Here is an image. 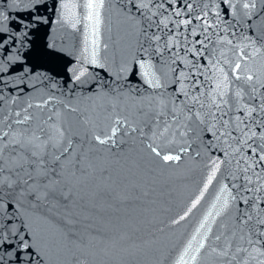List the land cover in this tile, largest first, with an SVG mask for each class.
Listing matches in <instances>:
<instances>
[{
	"label": "water",
	"instance_id": "obj_1",
	"mask_svg": "<svg viewBox=\"0 0 264 264\" xmlns=\"http://www.w3.org/2000/svg\"><path fill=\"white\" fill-rule=\"evenodd\" d=\"M163 17L167 27L157 26ZM187 19L193 21L187 27L175 23ZM205 20L212 25L206 33ZM154 34L159 41L149 39ZM8 36L0 48L5 160L19 161L31 152L37 153L32 159H48L60 173V190L70 194L73 230L107 238L103 248L53 252L51 264H75L74 256L82 264H236L230 257L243 243L236 218L246 207L240 197L253 195L241 185L254 189L264 178L247 184L239 169L250 149L231 141L229 148L201 132L185 119L186 105L216 111L213 99L225 101L221 110L241 117L245 132L250 127L257 133L249 143L264 144V123L256 122L264 121V0H0V37ZM205 36L202 56L187 51L201 49L196 41ZM237 62L241 68L234 73ZM193 94L204 108L189 104ZM250 108L256 111L249 117ZM25 116V123H16ZM112 127L119 129L115 143L96 142V135L110 134ZM56 129L64 132L61 147H69L58 166L51 160L60 150L51 147ZM150 143L180 160L163 163ZM213 162L219 169L208 183ZM253 171L264 172V163ZM49 207V215L66 214L59 192ZM198 242L204 244L199 251ZM228 242L229 255H218Z\"/></svg>",
	"mask_w": 264,
	"mask_h": 264
},
{
	"label": "snow or ice",
	"instance_id": "obj_2",
	"mask_svg": "<svg viewBox=\"0 0 264 264\" xmlns=\"http://www.w3.org/2000/svg\"><path fill=\"white\" fill-rule=\"evenodd\" d=\"M255 7L253 3L251 5ZM89 7L99 8L102 4H90ZM141 7H147L146 4H142ZM163 7V5H160ZM245 8L249 7V4L244 5ZM188 12L193 11V6L191 3L186 4ZM182 13L180 10L175 12L176 16H180ZM217 15H219L217 13ZM207 16V13H204ZM150 19V17H149ZM195 19H202L200 15H197ZM168 17H163L158 22H154L159 25H164L167 27ZM192 19L182 20L175 22L182 24L185 27L192 24ZM204 32L206 33L208 28L212 27L207 21H204L202 25ZM147 36V33H144ZM193 34L195 31L193 30ZM11 39V36L0 37V48H3L4 44ZM151 40L159 41V35H153L149 37ZM208 37L205 36L204 40H197L196 44H200L203 47L201 49H196L195 47L187 49V51L193 52L196 56L203 55V48H206L205 40ZM179 42H177L178 44ZM227 43L231 44L229 40ZM168 47V45H166ZM159 50V49H157ZM146 51V49H145ZM95 62V61H93ZM143 67V65H141ZM241 68V64L237 62L234 65L233 72H238ZM222 71V69H221ZM236 79H240L239 75L235 76ZM2 79V77H0ZM79 79V77H77ZM253 77L251 75L247 76V80L251 81ZM155 87H159V83L154 84ZM220 85H217L219 88ZM187 96L188 93H185ZM215 106L216 111H212L211 108L206 112H201L196 110L194 107H187L186 120L192 121L197 127H199L201 132H209L211 136L215 138L216 142L225 144L229 148H232V143H239L242 146H246L251 151L252 160L249 163V159L244 160V166L239 170L245 173L243 179L247 181V184L253 183V177L257 181L264 178V172L253 171L254 166H259L264 163V144H257L255 147L250 144L249 141L253 140L257 133L252 131L249 127L247 132L241 125L244 124V120L241 117H230L229 111L221 110V103H226L221 101L217 103L215 99L212 101ZM189 104L196 105L199 104L200 108H204L199 100V97L195 94L192 95ZM238 110V109H237ZM261 110L264 111V105H261ZM255 108H250L247 110V115L250 117ZM217 112L220 115L217 116ZM19 115V113H17ZM224 117H229L225 119ZM29 119L25 116L23 120H18L16 123L22 124ZM259 123H264V121H256ZM117 125L122 124V121L117 119L115 121ZM203 126V127H200ZM169 125H165L164 130L159 134L164 136L168 131ZM136 129H132L135 131ZM191 127H187V131H192ZM119 129L117 127H112L109 132L110 134H104V136L96 135L94 139L101 145L108 144L110 141L115 143L113 138L117 135ZM234 131H239L240 136H233ZM57 135L51 137L53 141L51 147L53 149L59 148V152L51 153V160L56 166L59 165L61 156L64 153L69 152V147H61L62 141L64 139V132L60 129H56ZM186 133H181L184 135ZM8 133L3 132L0 134V140L7 137ZM38 139V137H36ZM261 140H264V134L260 136ZM231 141L232 143H229ZM14 144H21L20 141H14ZM29 144L32 143L31 140L28 141ZM69 141V146H70ZM209 146H215L210 138L208 141ZM8 142H5L4 147H8ZM151 153L165 164H170L174 161H179V155L163 154L161 150L163 145L153 146L151 143L148 145ZM186 151V149H183ZM234 152H241L240 147L233 149ZM36 152H31L26 154L19 161L12 160L6 161L4 157V148H0V264H51L53 259V252L64 251L72 252L73 250L84 252L91 248L100 246L103 248L107 242L106 237L100 236L98 233H93L90 236H82L78 234L76 230H73V225L76 221L73 219V215L68 210L69 195H64L60 190L59 185L61 183L60 173L56 171V167H49V161L44 156H39L37 159H32L36 157ZM255 157L256 159H252ZM66 159V157H65ZM241 159H244L241 156ZM214 163V170L212 176L209 177L208 183L212 182L215 178V171L219 169V163ZM239 164V161H237ZM251 172V175L248 173ZM239 179L240 177H235ZM207 187V185L205 186ZM237 187V185H233ZM227 188V186H225ZM244 191L252 192L251 197L243 196L240 197L243 210L238 209L239 215L237 216V223L241 235L239 239L243 242L241 245L235 247L230 259L236 261V264H264V208H259L261 203H264V196L257 195V193L264 192V183H257L254 189L248 188L245 185H241ZM60 193V202H63L65 206L64 215H58L56 217L49 215L50 202L56 199L57 193ZM219 199V198H218ZM231 199L235 201L236 196H232ZM197 200L193 203L192 207L195 208ZM54 207V205H52ZM223 207L226 209L228 207V200L225 199L223 202ZM43 208V210H41ZM259 208L258 211H255ZM255 212V214H254ZM183 219V217H181ZM203 227V225H202ZM246 233V234H245ZM235 235V233H233ZM118 239H123L119 237ZM217 240L220 239L219 236L216 237ZM248 245V246H244ZM203 242H198L197 251L203 248ZM233 248L231 242L225 244L223 250H221L218 255L227 257L229 255V250ZM213 251H216L213 249ZM242 254V255H241ZM194 259V257H193ZM73 260L75 264H82L79 257L74 256Z\"/></svg>",
	"mask_w": 264,
	"mask_h": 264
}]
</instances>
